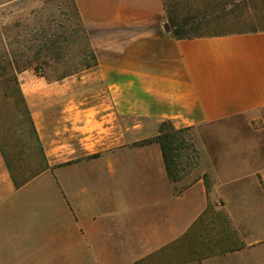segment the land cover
Segmentation results:
<instances>
[{
    "label": "crops",
    "instance_id": "obj_1",
    "mask_svg": "<svg viewBox=\"0 0 264 264\" xmlns=\"http://www.w3.org/2000/svg\"><path fill=\"white\" fill-rule=\"evenodd\" d=\"M74 1L98 64L23 83L50 168L16 188L0 153V264H135L212 205L238 245L209 264H264V31L175 39L162 0ZM165 120L205 135L209 168L169 178L141 143Z\"/></svg>",
    "mask_w": 264,
    "mask_h": 264
},
{
    "label": "rangeland",
    "instance_id": "obj_2",
    "mask_svg": "<svg viewBox=\"0 0 264 264\" xmlns=\"http://www.w3.org/2000/svg\"><path fill=\"white\" fill-rule=\"evenodd\" d=\"M169 1L176 2L181 14L186 15L199 14L207 8L206 4H217L220 0ZM261 2L254 1L256 5H260ZM80 24L74 0H0V139L7 149L17 175L26 174L28 177L38 172L44 166V162L35 141L31 138L27 116L16 104L17 97L14 93L16 88L8 81L11 78L5 69H10L9 62L12 58L20 60L27 57L25 54L30 51L28 47L34 42L33 39L38 38V41L45 44V57L34 60V64L38 63L42 71L38 72L31 67L19 73L22 91L23 83L26 81H34L32 84L37 86L38 79L56 82L64 78L84 76L88 73L87 65H93L94 58L91 51L86 50L87 40L80 33ZM255 27L256 24L243 19L227 18L213 21L207 31L213 34H232ZM64 69L70 70L72 74L58 79ZM257 116L259 118L254 125H264V112ZM232 124L244 127L249 125L244 117L236 119ZM190 135L198 149L203 143L201 137L205 135L200 134L197 128H193ZM198 152L200 155L199 149ZM209 166L211 165L199 160L186 176L194 172L199 174ZM205 177H209V173H206ZM226 224L223 212L215 210L212 205L205 221L203 220L196 231L194 230L195 234L191 233L187 239L183 238L160 248L142 260L141 264H176L191 260L212 263L211 257L238 245L237 241H232L234 238L231 232L223 231ZM64 256L62 260L67 259ZM79 258L83 256L74 255L75 260ZM36 260L38 264V256ZM72 263L74 262H62Z\"/></svg>",
    "mask_w": 264,
    "mask_h": 264
},
{
    "label": "trees",
    "instance_id": "obj_3",
    "mask_svg": "<svg viewBox=\"0 0 264 264\" xmlns=\"http://www.w3.org/2000/svg\"><path fill=\"white\" fill-rule=\"evenodd\" d=\"M254 1L255 0H220L217 4H206L207 8L199 14L190 13L183 15L181 14L179 5L176 4V2L171 3V1L169 0H162L166 12V27L171 36L175 39H192L198 37L226 35L213 34L210 31H207V29L213 21L225 20L227 18L236 20L243 19L244 21L252 22L257 26L255 28H250L245 31H239L237 33L264 31V0H261L262 2L260 5H256ZM76 10L78 16L80 17L77 6ZM80 22V33H82L87 40L86 50H90L92 53V57L94 58L93 65H87V68H91L98 64V60L96 53L90 46L88 31L83 25L81 18ZM33 41L34 42H31L30 46L28 47L30 51L25 54V56L27 57H23L20 60L12 58V61L9 62L10 69H5V72H7V75H9L11 78L8 81L11 82L13 84V87L16 88L14 91V93L16 94L15 96L17 97L16 104L22 111L25 112V115L27 116L28 128L29 132L31 133V138L35 141L37 149L43 157L44 166L38 172L33 173L28 177L26 176V174L17 175L16 170L10 161L11 159L7 152V149L0 139V150L16 188L24 186L40 173L50 168L30 108L21 89L20 81L18 78L19 73L28 70L31 67H34V69L38 72L42 71V67L38 63L34 64V60H39L40 58L45 57V44L38 41V38L33 39ZM71 74L72 72L70 70L64 69L58 79L64 78ZM192 129V127L178 128L172 120H165L160 123L158 134L155 137L141 142L143 144L149 142H157L160 144L168 176L173 181H179L183 179L186 174L191 171V168L199 163L200 155L195 145L194 139L190 135V131ZM206 184L208 188H210L208 177H206ZM201 223H203V220L196 223V225H194L183 238L187 239L191 235V233L195 234V229ZM186 263L201 264L202 262L191 260L182 261L176 264ZM136 264H141V261H137Z\"/></svg>",
    "mask_w": 264,
    "mask_h": 264
}]
</instances>
